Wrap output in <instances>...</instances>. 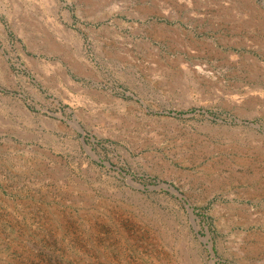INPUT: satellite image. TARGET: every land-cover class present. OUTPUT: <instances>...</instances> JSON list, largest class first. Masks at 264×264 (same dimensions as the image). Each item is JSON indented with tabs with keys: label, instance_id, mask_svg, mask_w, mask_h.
I'll use <instances>...</instances> for the list:
<instances>
[{
	"label": "rangeland",
	"instance_id": "374dc122",
	"mask_svg": "<svg viewBox=\"0 0 264 264\" xmlns=\"http://www.w3.org/2000/svg\"><path fill=\"white\" fill-rule=\"evenodd\" d=\"M0 264H264V0H0Z\"/></svg>",
	"mask_w": 264,
	"mask_h": 264
}]
</instances>
